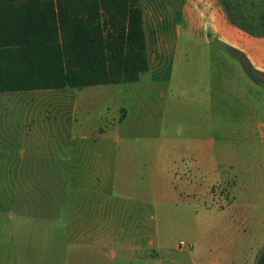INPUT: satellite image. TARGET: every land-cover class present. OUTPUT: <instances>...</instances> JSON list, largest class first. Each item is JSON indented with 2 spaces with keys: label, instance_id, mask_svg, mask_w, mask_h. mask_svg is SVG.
Returning <instances> with one entry per match:
<instances>
[{
  "label": "rangeland",
  "instance_id": "1",
  "mask_svg": "<svg viewBox=\"0 0 264 264\" xmlns=\"http://www.w3.org/2000/svg\"><path fill=\"white\" fill-rule=\"evenodd\" d=\"M237 58L251 78L248 61ZM191 65L206 83L214 80L216 65L200 57ZM258 75L253 102L245 94L251 89H234L236 100L226 102L208 86L177 89L180 98L146 76L131 84L2 93L0 174L15 159L4 152L28 153L29 130L37 126L52 151L53 180L108 182L117 200L110 213L117 245L144 246L159 264L209 263L222 251L256 264L264 250V74ZM64 115L69 129L92 125L82 144L99 140L96 147L77 151L61 126ZM100 164L105 169L97 174ZM57 233L52 247L74 244Z\"/></svg>",
  "mask_w": 264,
  "mask_h": 264
},
{
  "label": "crops",
  "instance_id": "2",
  "mask_svg": "<svg viewBox=\"0 0 264 264\" xmlns=\"http://www.w3.org/2000/svg\"><path fill=\"white\" fill-rule=\"evenodd\" d=\"M139 6L150 63L139 82L146 76L151 86L169 87L178 97L177 89L208 86L220 89V98L226 102L236 100L234 89H242L243 94L251 89L245 94L254 101L252 89H260V84L247 75L237 55L264 74V0H139ZM198 57L216 65L214 80L206 83L195 71L191 64ZM44 91L49 90L30 92ZM83 104L77 103L76 110ZM63 105L67 115L69 105ZM65 115L61 126L71 135L74 148L82 153L86 147H96L99 140L95 145L82 144L85 127L93 126L83 123L69 129ZM39 120L44 123L45 117ZM43 130L30 128L28 153L4 152L15 159L0 174V264H159L149 261L144 246L117 245L116 228L110 223L117 200L110 196L107 181L68 184L60 181L61 175L53 180L52 151L47 149L50 145ZM36 141L39 145H34ZM93 160L96 163V157ZM97 169L99 174L105 168L100 164ZM55 233V237L73 239L74 244H67L65 250L52 247ZM242 258L222 251L204 264H245Z\"/></svg>",
  "mask_w": 264,
  "mask_h": 264
},
{
  "label": "trees",
  "instance_id": "3",
  "mask_svg": "<svg viewBox=\"0 0 264 264\" xmlns=\"http://www.w3.org/2000/svg\"><path fill=\"white\" fill-rule=\"evenodd\" d=\"M149 69L139 0H0V93L131 84Z\"/></svg>",
  "mask_w": 264,
  "mask_h": 264
},
{
  "label": "built area",
  "instance_id": "4",
  "mask_svg": "<svg viewBox=\"0 0 264 264\" xmlns=\"http://www.w3.org/2000/svg\"><path fill=\"white\" fill-rule=\"evenodd\" d=\"M181 246L182 247H185L186 246V243L185 242H181Z\"/></svg>",
  "mask_w": 264,
  "mask_h": 264
}]
</instances>
